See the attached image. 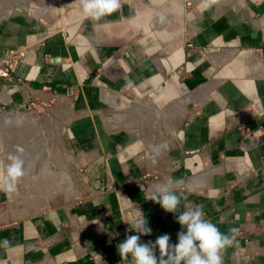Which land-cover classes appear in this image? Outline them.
Listing matches in <instances>:
<instances>
[{"label":"crops","instance_id":"obj_1","mask_svg":"<svg viewBox=\"0 0 264 264\" xmlns=\"http://www.w3.org/2000/svg\"><path fill=\"white\" fill-rule=\"evenodd\" d=\"M62 1L61 14L32 1L0 10V61L25 50L15 72L25 85L0 81V164L32 130L29 92L51 88L72 115L63 117L72 155L54 184L42 182L46 156L43 170L26 168L24 187L0 191V244L9 241L0 264H134L118 252L140 235L129 223L141 212L152 229L141 243L168 234L175 244L185 206H201L222 233L246 232L223 264H264V0H121L100 21ZM115 113L130 116L117 125ZM161 183L181 196L177 213L148 199ZM28 193L46 197L17 206Z\"/></svg>","mask_w":264,"mask_h":264},{"label":"clouds","instance_id":"obj_2","mask_svg":"<svg viewBox=\"0 0 264 264\" xmlns=\"http://www.w3.org/2000/svg\"><path fill=\"white\" fill-rule=\"evenodd\" d=\"M82 15L85 19L100 21L121 10V0H79ZM162 145H155L152 151L159 155ZM22 149L7 156L9 163L0 164V191L16 193L18 185L27 175ZM155 162V160L153 161ZM158 203L166 212L177 213L181 196L171 190L170 183L155 186L153 194L148 198ZM178 214V223L186 231H180L178 242L170 243L168 234L157 237L155 242H140V235H150L152 229L141 212L140 216L129 223L131 230L140 235H129L118 244L121 259L129 256L134 264H223L222 252L233 245L237 229H230L229 234L222 233L216 224L205 219L201 206L188 207ZM0 246L7 248L9 241L4 240ZM157 249L159 255H157Z\"/></svg>","mask_w":264,"mask_h":264},{"label":"rangeland","instance_id":"obj_3","mask_svg":"<svg viewBox=\"0 0 264 264\" xmlns=\"http://www.w3.org/2000/svg\"><path fill=\"white\" fill-rule=\"evenodd\" d=\"M41 1L42 0H14V1L8 0L7 2V0H5V2L2 3V1L0 0L1 2L0 9L7 8V10H10L11 8H13L14 6L18 4L21 5L24 9H29L31 6L29 5L30 2L36 4ZM63 3L64 2L62 0H52V2L49 4V7H51L50 5H53L51 8L54 9L55 12H59L61 14L65 10V7H66V5ZM47 11H51V10L47 9ZM212 58L213 57H208V59H206L208 60L207 65L211 67L212 65L210 64L209 60H211ZM234 66L235 65L227 66L228 68L226 69V71L230 70V68L232 69V67ZM244 67L240 65V67L235 66L234 68L237 70L239 69L242 70ZM26 116L27 118H29V121H28L29 128L32 129L31 130L32 132L34 131L36 133L34 132L30 133L31 131H26L24 133V131H21L20 133L21 140L20 139L18 140L21 142L24 140L25 145H23L24 143H22L21 147L17 149L23 150L22 158L25 160V167L29 169L30 173L31 172L33 173L34 170H36L38 166L41 167L40 170H43L46 165L44 162H46V156H47V159L50 163L48 162L49 168H47L46 170L47 177L45 178V180H42V182L43 183L47 182L49 183L48 185L54 184L52 183L54 180L52 179V176L55 175L54 168L57 167L58 161L59 160L65 161L67 158V155L68 156L72 155L66 146V141H67V132H66L67 130L66 129H67V124L69 122L63 119V117L65 116H72L70 109L68 108L66 104L62 103L60 99L58 100L57 98H51L47 102L41 101L39 105H36L35 107H31V110L27 111ZM16 123H19V122L16 121ZM21 123L23 125L25 124L23 122ZM6 125L7 124H5V127ZM17 126L18 124H16L14 127H17ZM8 130L9 129L7 127L5 129V132H8ZM57 130H60V132H58ZM55 133L57 134V141H58V146L56 148L52 147V144H51L53 143V140L56 139ZM40 136H43L42 139L40 138ZM39 140H42V142L40 143ZM42 147H44L43 150L45 151V153L42 157L40 156L37 157V152ZM15 151L16 152L14 153L19 154L17 153V150ZM73 168H76V167L75 166L69 167L71 177H72ZM35 181L40 182V178H37ZM72 182H73V186L77 188V183L73 180V178H72ZM20 183H21V186L23 187L25 186L23 179L20 181ZM32 187L35 191H38V192L42 190L40 187L36 186L35 184H33ZM58 195L59 194H56L55 196H47L48 204L52 201L54 197H57ZM61 196L63 195H59L58 197H61ZM45 197L46 196L44 194H29V193L21 194V198L19 200L18 199L16 200V205L18 206V203L24 205L25 203H30V202L32 203V205H38L40 202L44 200ZM0 208L7 209V207H0Z\"/></svg>","mask_w":264,"mask_h":264},{"label":"built area","instance_id":"obj_4","mask_svg":"<svg viewBox=\"0 0 264 264\" xmlns=\"http://www.w3.org/2000/svg\"><path fill=\"white\" fill-rule=\"evenodd\" d=\"M193 47V44H189ZM25 50H12L5 54V56L0 61V81H7L10 84L18 85L23 87L25 84L15 78L16 68L22 58L25 56ZM51 98H56V95L49 87H43L40 89H35L29 92V106L35 107L39 105L40 102H47ZM246 232L242 229H237L235 237L245 238Z\"/></svg>","mask_w":264,"mask_h":264},{"label":"water","instance_id":"obj_5","mask_svg":"<svg viewBox=\"0 0 264 264\" xmlns=\"http://www.w3.org/2000/svg\"><path fill=\"white\" fill-rule=\"evenodd\" d=\"M130 114H123V113H115L114 115H110L109 118L114 121L115 124L121 125L123 121L127 120L129 118ZM72 178L77 183V185H80V177L77 171V168H73L72 170Z\"/></svg>","mask_w":264,"mask_h":264},{"label":"bare ground","instance_id":"obj_6","mask_svg":"<svg viewBox=\"0 0 264 264\" xmlns=\"http://www.w3.org/2000/svg\"><path fill=\"white\" fill-rule=\"evenodd\" d=\"M2 1V0H1ZM14 1V0H13ZM8 2V0H7ZM52 2V0H42L41 2L38 3V5L35 7L36 10L39 11L41 9L42 11H47V9L51 10L49 7V4ZM1 3V2H0ZM3 3V2H2ZM26 4V3H25ZM30 5V4H29ZM51 6V5H50ZM1 10V9H0ZM11 10V9H10ZM43 13V12H42Z\"/></svg>","mask_w":264,"mask_h":264}]
</instances>
